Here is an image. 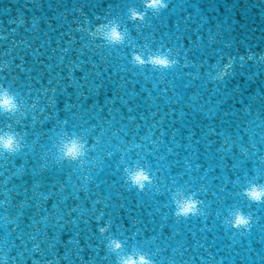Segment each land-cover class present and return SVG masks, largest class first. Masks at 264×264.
Returning <instances> with one entry per match:
<instances>
[{"label": "water", "instance_id": "95a60500", "mask_svg": "<svg viewBox=\"0 0 264 264\" xmlns=\"http://www.w3.org/2000/svg\"><path fill=\"white\" fill-rule=\"evenodd\" d=\"M0 264H264V0H0Z\"/></svg>", "mask_w": 264, "mask_h": 264}]
</instances>
